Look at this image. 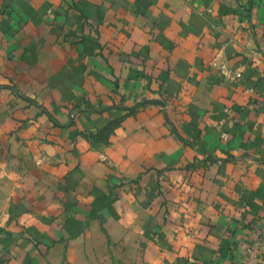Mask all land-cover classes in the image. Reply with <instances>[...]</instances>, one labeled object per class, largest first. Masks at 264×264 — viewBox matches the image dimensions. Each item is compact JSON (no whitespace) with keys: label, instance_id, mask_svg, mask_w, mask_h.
Returning <instances> with one entry per match:
<instances>
[{"label":"crops","instance_id":"crops-1","mask_svg":"<svg viewBox=\"0 0 264 264\" xmlns=\"http://www.w3.org/2000/svg\"><path fill=\"white\" fill-rule=\"evenodd\" d=\"M263 258L264 0H0V264Z\"/></svg>","mask_w":264,"mask_h":264},{"label":"built area","instance_id":"built-area-1","mask_svg":"<svg viewBox=\"0 0 264 264\" xmlns=\"http://www.w3.org/2000/svg\"><path fill=\"white\" fill-rule=\"evenodd\" d=\"M218 69L220 70V72L223 74V76L229 80H237L240 77V72L236 69H233L231 66H229V64L225 61H221L218 64ZM223 137H226L223 134ZM250 264V263H248ZM261 264H264V258L261 261Z\"/></svg>","mask_w":264,"mask_h":264}]
</instances>
